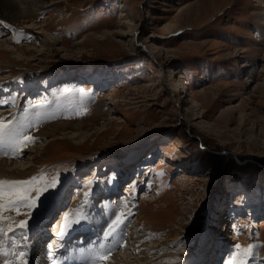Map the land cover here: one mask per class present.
Wrapping results in <instances>:
<instances>
[{
  "label": "rangeland",
  "instance_id": "1",
  "mask_svg": "<svg viewBox=\"0 0 264 264\" xmlns=\"http://www.w3.org/2000/svg\"><path fill=\"white\" fill-rule=\"evenodd\" d=\"M46 2L28 5L17 21L0 15L1 97L17 91V84L3 90L10 82L50 92L42 109L26 97L17 103L39 129L19 158L0 156L23 163L21 172L0 166V181H31L0 184L2 232L19 225L27 208L12 193L26 188L32 196L37 180L55 176V164L68 177L63 194L69 182L78 191L83 175L130 172L140 181L124 186L133 190L119 203L147 192L155 198L131 207L138 227L126 228L131 247L115 260L131 253L138 264H210L232 251L227 264L242 255L264 264V0ZM89 88L94 105L80 98H91ZM14 115L5 111L2 119ZM55 123L86 136L45 147L52 137L44 132ZM219 212L227 215L222 229ZM237 216L240 224H229ZM212 226L220 233L206 246ZM203 247L206 262L198 258Z\"/></svg>",
  "mask_w": 264,
  "mask_h": 264
},
{
  "label": "bare ground",
  "instance_id": "2",
  "mask_svg": "<svg viewBox=\"0 0 264 264\" xmlns=\"http://www.w3.org/2000/svg\"><path fill=\"white\" fill-rule=\"evenodd\" d=\"M46 1L47 0H0V15L17 21L21 15L25 14L29 10L30 7H28V5H30L34 8H40V7H42V5L47 4ZM54 42H55L54 40H50V43H54ZM30 50L31 49H28L26 51L29 52ZM3 54H5V49L1 48L0 49V55H3ZM81 84H83V83H81ZM87 90L90 92L91 98H88L86 93H83L80 98H83L85 103H93V105H94L93 101H95V94L91 93L90 88ZM115 96H117V94H115ZM4 110H6V109H4ZM59 120L62 121L61 119H59ZM55 121H58V120H55ZM55 121H53V122H55ZM53 122H50V123H53ZM64 122H68V121H64ZM68 134L69 133L66 132L65 125L63 123L52 124L51 127L49 129H46V131L44 132V135L50 136L52 138L47 140L43 146L48 147L55 140L69 139V138H76V137L82 138V137L86 136V135H84V133H75L72 135H70V134L68 135ZM6 140L8 143H10V139L8 136L6 137ZM39 142H41V141H38L36 143L39 144ZM32 143H34V142H32ZM22 165H23V163H10V164H8L7 162H0V166L3 168V170L1 168L0 169L2 170L3 173L13 172V171L14 172L15 171L21 172V170L19 168H21ZM66 174L70 175V171L67 170ZM11 175H12V173H11ZM83 176H87V175H83ZM57 189L55 190V192L53 194L54 195V198H53L54 202L53 203L55 206L57 203L59 204L61 202V200L59 201V197H60L61 192L57 191ZM40 190H42L41 187H40ZM144 195H147V193H144ZM32 196L34 197L35 193ZM50 200H52V199L50 198L49 201ZM41 201H42V197H39L38 204H40ZM152 201H154V200H152ZM29 202H31V201H29ZM143 202H145L144 204H146V201H143ZM143 202H141V203H143ZM33 214H35V212H32L30 214V216ZM221 215L222 214H220V212H219L218 213L219 218H218L217 225H219L220 229H222L223 222L227 218V215L224 216V219L222 218ZM30 216H29V219H32V217H30ZM84 217L87 221V224L85 225V227L88 228L86 238H89V244L86 245V248L89 249L90 253H94V255H99L100 251L103 248H106L109 244H111V240L110 241L102 240V239H100V235L108 232L113 221L116 220L115 219V211L112 208V206L110 204H108L105 206L104 210H93L91 212V214L90 213L84 214ZM216 220H217V218H216ZM30 227H31V225H29L27 229H24V235L25 236L28 234ZM217 227L218 226H212L209 229L210 231H207L206 234L208 235V243L205 244L206 246L210 243L211 236L215 237V236L219 235L220 231L217 229ZM58 230H59V222H58L57 226L55 227V231H58ZM221 234H222V232H221ZM84 235L82 236V238H84V240H85L86 238L84 237ZM7 243L8 242H5L0 247V254H1L0 258L4 254V258L0 259V264H28L29 262H30V264H37V258L34 256V254H36V250H38V246L36 244H30V243L24 242V238L22 237L21 241L18 243V245L16 247V250L11 251V250H8L7 248H4V245H7ZM148 248H150V246ZM168 250L170 253L171 252L174 253L173 248L172 249L168 248ZM126 252L127 251H123V252L120 251L115 256L116 259H117V256H119L123 253H126ZM201 252L202 253L198 256V258H200L199 261L200 262H206V260L209 257V254L207 252H205L204 247L201 250ZM143 254H144V252H143ZM152 254H155V253L152 252ZM130 256L131 255L129 253L126 254V259H123V260H115L114 259L115 257H114L112 259L114 261L113 264H119V262L122 264H138V262H136V261L131 262V260H129ZM119 257H121V256H119ZM127 258H128V260H127ZM135 258H137V257L135 256ZM143 258H145V257H143ZM112 260H111V262H112ZM140 260H144V259H140ZM145 260H152V255H150L149 259H145ZM147 263L151 264L152 261L151 262L149 261ZM219 263H220V260L218 261L217 264H219ZM141 264H145L144 261ZM254 264H257V263H254Z\"/></svg>",
  "mask_w": 264,
  "mask_h": 264
},
{
  "label": "snow or ice",
  "instance_id": "3",
  "mask_svg": "<svg viewBox=\"0 0 264 264\" xmlns=\"http://www.w3.org/2000/svg\"><path fill=\"white\" fill-rule=\"evenodd\" d=\"M2 23V22H0ZM6 128H7V125H3V124H0V135H3V133L6 131ZM25 141H31L33 140L34 138L33 137H25L24 138ZM26 146V144H25ZM36 178H32V180L34 181ZM31 183V181H0V184H11V185H27ZM52 187L55 186V184L53 183L52 185H50ZM44 191H47V188L44 189ZM13 196H15V198L20 201L22 204H26L27 207L29 208H36L38 206V200H39V197L41 195H43V192L37 188L35 189V196H31L29 195L28 193V190L25 188L23 189L19 194L17 193H12ZM31 201V202H29ZM17 214H19V212L17 211ZM85 219V217L81 214L80 216V219H77V220H73L71 225L68 224V218L66 217L65 218V225L62 226V230H61V233L60 235L63 236L66 234L65 232V228L66 227H70V226H75L76 224H79L81 222V220ZM121 223V220L119 217H117L116 220L113 221L112 225L110 226V229L108 232L105 233V236L106 237H109L111 236L114 231L116 230V227ZM20 227H27V222L26 221H21L20 222ZM12 229L9 228V231H11ZM0 231H3L2 229H0Z\"/></svg>",
  "mask_w": 264,
  "mask_h": 264
}]
</instances>
